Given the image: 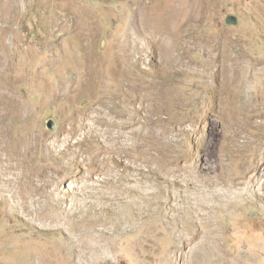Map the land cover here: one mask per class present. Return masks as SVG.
I'll return each mask as SVG.
<instances>
[{
    "label": "rangeland",
    "instance_id": "1",
    "mask_svg": "<svg viewBox=\"0 0 264 264\" xmlns=\"http://www.w3.org/2000/svg\"><path fill=\"white\" fill-rule=\"evenodd\" d=\"M0 264H264V0H0Z\"/></svg>",
    "mask_w": 264,
    "mask_h": 264
},
{
    "label": "water",
    "instance_id": "2",
    "mask_svg": "<svg viewBox=\"0 0 264 264\" xmlns=\"http://www.w3.org/2000/svg\"><path fill=\"white\" fill-rule=\"evenodd\" d=\"M231 18L232 19H235L234 17H231ZM54 126H55V123H54L53 119H51V118L47 119V121H46V127L48 129H53Z\"/></svg>",
    "mask_w": 264,
    "mask_h": 264
},
{
    "label": "bare ground",
    "instance_id": "3",
    "mask_svg": "<svg viewBox=\"0 0 264 264\" xmlns=\"http://www.w3.org/2000/svg\"><path fill=\"white\" fill-rule=\"evenodd\" d=\"M101 115H102V114H101ZM93 130H94V129H93ZM195 183H196V182H195ZM193 184H194V183H193ZM240 190H241V189H240ZM240 190H239V191H237V190H235V189H234V191H233V190H229V191L224 190L222 194L228 196V195H229V192H230V193H232V194H234V195H237V193H241ZM230 196H231V195H230Z\"/></svg>",
    "mask_w": 264,
    "mask_h": 264
}]
</instances>
